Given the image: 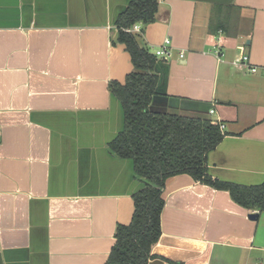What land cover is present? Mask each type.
Segmentation results:
<instances>
[{
  "label": "crops",
  "instance_id": "0c3cea01",
  "mask_svg": "<svg viewBox=\"0 0 264 264\" xmlns=\"http://www.w3.org/2000/svg\"><path fill=\"white\" fill-rule=\"evenodd\" d=\"M129 3L0 0V264H106L132 222L144 185L109 147L125 126L109 83L134 69L116 28ZM167 38L168 96L155 106L223 124L209 175L263 185L264 0H160L140 40L155 50ZM243 55L257 73L234 65ZM164 199L149 264H264V212L251 221L257 211L188 175Z\"/></svg>",
  "mask_w": 264,
  "mask_h": 264
},
{
  "label": "trees",
  "instance_id": "16d2710c",
  "mask_svg": "<svg viewBox=\"0 0 264 264\" xmlns=\"http://www.w3.org/2000/svg\"><path fill=\"white\" fill-rule=\"evenodd\" d=\"M159 5L160 0H130L116 23L118 43L125 45L134 70L125 84L109 83L125 120L124 130L109 147L117 157L133 161L135 176L144 186L133 196L131 224L117 226L116 243L106 264H149L156 258L152 252L162 236L165 187L176 176L188 175L197 183L229 192L233 201L247 210L264 212V184L247 187L209 175L208 156L224 138L219 125L205 115H184L155 106L157 97L168 96L164 93L168 65L142 44V34L125 30L135 24L144 29L155 23Z\"/></svg>",
  "mask_w": 264,
  "mask_h": 264
},
{
  "label": "built area",
  "instance_id": "2783aa9c",
  "mask_svg": "<svg viewBox=\"0 0 264 264\" xmlns=\"http://www.w3.org/2000/svg\"><path fill=\"white\" fill-rule=\"evenodd\" d=\"M125 31L128 33H132V34H142V25L141 24H135L133 27L128 28ZM172 51H173L172 40L170 38H168L163 42L162 45H160V46H158V48H156L155 55L158 58L168 60L172 57ZM180 57L184 58L183 52L180 53ZM234 65L238 68H244V67L249 68L250 67V70L253 73L258 72L257 67H255V66L251 67L249 56H247V55H243V56L237 58L234 62ZM211 113H214V110H211ZM214 124L219 125L222 131L225 128L223 124H220L218 122H214Z\"/></svg>",
  "mask_w": 264,
  "mask_h": 264
},
{
  "label": "water",
  "instance_id": "95a60500",
  "mask_svg": "<svg viewBox=\"0 0 264 264\" xmlns=\"http://www.w3.org/2000/svg\"><path fill=\"white\" fill-rule=\"evenodd\" d=\"M125 46V45H124ZM168 65V64H167ZM134 66V65H133ZM134 70V69H133ZM133 72V71H132ZM131 72V73H132ZM167 78H169V65H168V76H166ZM126 79H127V77H126ZM126 79L124 80V82H120V83H122V84H125V82H126ZM114 81V80H113ZM119 82V81H118ZM164 88H165V86H164ZM165 92H167V88L165 89V91H164V93ZM167 99V98H166ZM156 100V99H155ZM155 103V102H154ZM167 106L168 107H172L173 105H169V104H167ZM229 193V192H228ZM229 195H230V193H229ZM231 196V195H230ZM245 209V208H244ZM247 210V209H246ZM249 219L251 220V221H258V219H259V213H256V212H252L251 214H249ZM152 254L155 256V254L152 252Z\"/></svg>",
  "mask_w": 264,
  "mask_h": 264
},
{
  "label": "rangeland",
  "instance_id": "374dc122",
  "mask_svg": "<svg viewBox=\"0 0 264 264\" xmlns=\"http://www.w3.org/2000/svg\"><path fill=\"white\" fill-rule=\"evenodd\" d=\"M167 39H168V38H167ZM165 40H166V39H165ZM162 44H163V43H162ZM162 44H161V45H162ZM148 46H149V45H148ZM151 51L154 52V54H155L156 49L154 50L153 48H151ZM159 59H162V58H159ZM258 71H259V69H258Z\"/></svg>",
  "mask_w": 264,
  "mask_h": 264
}]
</instances>
